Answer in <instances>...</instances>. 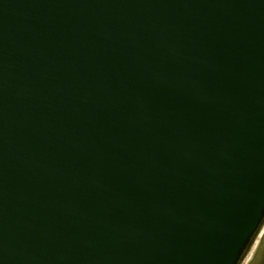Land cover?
I'll return each mask as SVG.
<instances>
[{
  "label": "water",
  "instance_id": "95a60500",
  "mask_svg": "<svg viewBox=\"0 0 264 264\" xmlns=\"http://www.w3.org/2000/svg\"><path fill=\"white\" fill-rule=\"evenodd\" d=\"M264 221V0H0V264H238Z\"/></svg>",
  "mask_w": 264,
  "mask_h": 264
},
{
  "label": "rangeland",
  "instance_id": "374dc122",
  "mask_svg": "<svg viewBox=\"0 0 264 264\" xmlns=\"http://www.w3.org/2000/svg\"><path fill=\"white\" fill-rule=\"evenodd\" d=\"M264 221L238 264H264Z\"/></svg>",
  "mask_w": 264,
  "mask_h": 264
},
{
  "label": "flooded vegetation",
  "instance_id": "af4514ba",
  "mask_svg": "<svg viewBox=\"0 0 264 264\" xmlns=\"http://www.w3.org/2000/svg\"><path fill=\"white\" fill-rule=\"evenodd\" d=\"M264 238V237H263ZM252 242V241H251Z\"/></svg>",
  "mask_w": 264,
  "mask_h": 264
}]
</instances>
